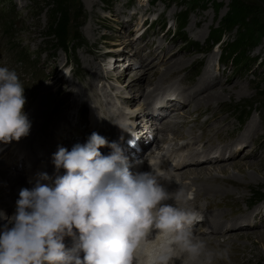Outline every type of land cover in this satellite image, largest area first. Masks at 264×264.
Here are the masks:
<instances>
[{
	"label": "rangeland",
	"instance_id": "374dc122",
	"mask_svg": "<svg viewBox=\"0 0 264 264\" xmlns=\"http://www.w3.org/2000/svg\"><path fill=\"white\" fill-rule=\"evenodd\" d=\"M234 2L240 3L245 13L232 29H225L224 18ZM71 6L73 17L83 13L71 30H79L85 42L65 52L54 48L56 40L49 35L54 0H0V66L15 70L25 86L24 111L28 115L34 109L39 94L52 96L29 135L13 140L4 156H0V160L11 157L20 165L12 168L6 165L7 173L22 174L33 187L37 177L30 173L40 165V160L52 155L50 143L43 140L49 129L52 136L48 134L47 138L54 140L57 148L71 150L77 141L73 142L65 133L73 130L77 121L84 127L88 125L87 118L78 115L65 125L59 119L61 113L76 111L81 103H96L101 107L100 114L107 116L105 113L111 111L115 120L125 121V125L135 121L137 126L135 123L133 126L138 132L140 121L149 120V140L144 143L140 132L141 142L146 146L139 143L143 148L141 156L148 165L159 163L169 149L177 156L191 148L195 149L192 155L199 151L207 156L218 151L213 160L186 166L179 165L180 162L176 167L170 166L171 157L163 167L173 180L161 183L169 191L187 184L182 189L191 196L189 206L200 209L202 220L211 213L222 214L218 232L214 230L219 224L215 227L199 221L193 227L194 233L207 238L208 246L214 250L229 249L233 243L243 247L240 259L231 264L240 261L264 264V0H72ZM186 10V25L179 28ZM218 31L224 32L222 41L212 45V34ZM242 33L248 40L242 52L234 56L235 50L229 48L228 42ZM109 60H115L111 70ZM66 61L70 63L68 68L64 66ZM167 70L173 72L163 79ZM97 73L101 76L94 79ZM196 84L202 86L199 96L216 90L221 96L208 104L194 105L193 98L197 96L189 88ZM166 94L177 96L172 99L180 101L176 110L164 114L165 111L157 109L161 118L146 120L144 114ZM167 105L160 102L159 109L168 110ZM70 134L74 138L80 135L77 143H84L89 137L84 129H74ZM31 136L42 141V145L29 141ZM184 142L189 145L183 146ZM231 153L235 155L228 158ZM236 163L246 166L240 169ZM23 164L34 168H23ZM191 167L211 169L217 177L215 181L193 176L182 178ZM49 170L54 179L57 173L51 162L40 171ZM144 171H151V167L148 170L144 167ZM208 183V188H220L223 193L215 196L213 189L209 194L200 192ZM244 217L246 220L240 223L238 220ZM4 222L0 220V224ZM239 235L241 238H237ZM70 238L65 237V244ZM220 260L214 264H222L223 259ZM178 264H182L181 260Z\"/></svg>",
	"mask_w": 264,
	"mask_h": 264
},
{
	"label": "clouds",
	"instance_id": "9594fccd",
	"mask_svg": "<svg viewBox=\"0 0 264 264\" xmlns=\"http://www.w3.org/2000/svg\"><path fill=\"white\" fill-rule=\"evenodd\" d=\"M25 86L0 66V142L29 135ZM111 151L103 154L101 148ZM56 175L37 174L11 216L0 213V264H214L229 249H209L193 230L203 219L160 164L132 172L121 146L93 131L84 143L52 154ZM63 170L61 174L60 170ZM51 183H42L49 181ZM65 237L72 238L66 246Z\"/></svg>",
	"mask_w": 264,
	"mask_h": 264
},
{
	"label": "bare ground",
	"instance_id": "6f19581e",
	"mask_svg": "<svg viewBox=\"0 0 264 264\" xmlns=\"http://www.w3.org/2000/svg\"><path fill=\"white\" fill-rule=\"evenodd\" d=\"M111 70V69H110ZM170 70V69H169ZM175 70V69H174ZM176 71V70H175ZM173 71H166V75L163 77V79L164 78H166L167 76H169L168 74H171ZM164 75V74H163ZM101 76V74L100 73H97L93 78L94 79H97V78H99ZM201 81V80H200ZM207 81V80H206ZM208 83V81L206 82V84ZM201 84H203V86L205 85V79H203V82L201 83ZM208 86V85H207ZM206 86V87H207ZM202 86L201 85H198V84H196L195 86H193L192 88H189L190 89V91H193L194 92V94L197 96V98L196 97H194L193 98V100L195 101V104L194 105H197V104H202V103H210V101L214 98V97H218V96H221V94H220V92L218 91V90H216L215 92H207V94H202V95H198L200 92H202L203 90H202V88H201ZM205 87V88H206ZM156 88V87H155ZM154 88V89H155ZM204 88V89H205ZM189 89H187V91L189 90ZM207 89V88H206ZM153 91V90H152ZM149 92V94H148V96H149V98L151 97V94L154 92ZM184 92H186V91H184ZM189 93V92H188ZM167 95L168 94H166V95H163V98L161 97L160 99H158L157 101H160L161 102V105L162 106H166L167 105V99H169L168 97H167ZM199 96V97H198ZM51 98H52V96H51V94L50 93H47V94H43V95H40L39 94V99H38V102H37V104L35 105V107H34V109L33 110H30V113L28 114V117H29V119H30V121L32 122V127H31V130L30 131H32V129H34V127L36 126L35 124V122H36V118L41 114V110H42V108H43V106H44V104H47L48 102H50V100H51ZM148 98V97H147ZM196 98V99H195ZM164 100H166V101H164ZM189 100H192V98H190ZM169 101H170V103H169ZM193 101V102H194ZM160 102H156L155 101V103H154V106L151 108V110L150 111H148V112H146L147 114H144V115H146V116H144V118L147 120V119H149V118H151V120H157V119H160L161 118V116H159L160 115V113H158V115H157V109H158V112H162V111H165V113L164 114H166V112L167 111H169L170 110V112L173 110H176V106H178L179 105V102L180 101H177V102H175V101H172V99H169L168 100V103L170 104V106L169 105H167V106H169L168 107V110L167 109H159L160 108ZM40 107H39V106ZM157 105H159V106H157ZM39 108H38V107ZM198 106V105H197ZM36 107L39 109V111L38 112H36V110H38V109H36ZM175 108V109H174ZM35 111V112H34ZM172 111V112H173ZM156 112V113H155ZM44 113V112H43ZM155 115H157L156 117H155ZM33 118H32V117ZM31 117V118H30ZM67 118H69V117H67ZM70 119V118H69ZM161 121V120H160ZM123 122H125V121H123ZM150 121L149 120H147V122H143V121H140V132H141V134H142V137H143V140H144V143L147 141V140H149V137H150V135H149V137H148V133H149V131H150V128H149V123ZM134 123L136 124V122L134 121ZM134 123H132V122H126V125H125V127L128 129V130H133L134 132H135V134H136V136H137V140H139V143H140V145H142L143 147L144 146H146V145H143V142H141V135H140V132H138L137 131V128H136V126H137V124H136V126L134 127L133 126V124ZM138 123V122H137ZM65 124H67L66 122H63V125H65ZM46 125V124H45ZM63 125H62V128H64L63 127ZM66 129V128H65ZM74 129H78V131H82V129H85V127L82 125V123L81 122H78L77 121V125H74V128H73V130ZM59 132V131H58ZM72 132V130H70V131H67L66 133H65V136L67 137V138H69V137H71L70 139L71 140H73V142H78L79 140V138H80V135L78 134V136L77 137H73L72 136V134H70ZM250 132V131H249ZM62 133V132H61ZM48 134L49 133H47L44 137H43V140H45L46 142H45V144L47 143V141L50 143L49 145H50V148L53 150V151H49V154H53L54 152H56L57 150H58V148L56 147V143H54L55 141L54 140H49L47 137H48ZM251 134V133H250ZM62 135H63V133H62ZM61 135V136H62ZM70 135V136H69ZM182 135V134H181ZM33 136V135H32ZM32 136H31V138H32ZM69 136V137H68ZM177 137V136H176ZM28 138H30V137H28ZM30 138V140L29 141H37L39 144L40 143H42V141H39V139L38 138H36V137H33L32 139ZM140 138V139H139ZM53 141V142H52ZM73 142H71V143H73ZM76 142V143H77ZM34 144V143H33ZM74 144V143H73ZM40 145H42V144H40ZM68 145V144H67ZM11 146H13V145H11ZM125 148V147H124ZM10 149V148H9ZM28 149H29V147H28ZM106 150V149H105ZM101 151H103V149L101 150ZM134 151L136 152V153H139V150H137V149H134ZM107 152V151H106ZM43 153V152H42ZM167 153V152H166ZM9 154H12V153H9ZM48 154V155H49ZM35 155V154H34ZM44 155V154H43ZM124 155L126 156V154H125V152H124ZM192 155V154H191ZM233 155H235V154H230L229 155V157L228 158H230V157H233ZM38 156V155H37ZM42 157V156H41ZM46 157V156H45ZM127 157V161L129 162L130 161V158L128 157V156H126ZM9 158V157H8ZM11 158V157H10ZM43 158V157H42ZM41 158V159H42ZM50 158H51V160H52V155L50 156ZM143 158V156H135V158H134V162H137V161H141V159ZM217 158H222L221 156H219V157H217ZM223 158H225V157H223ZM12 159V158H11ZM39 159V158H38ZM213 159H215L214 157L213 158H207V159H196L195 161H193V162H190V161H185V162H180L179 163V165H181V166H183L184 164H187V163H189V164H197V163H202V162H204V160H213ZM25 160H26V158H25ZM1 162H0V213H4L5 215L6 214H9L10 212H11V214H10V216L14 213V211H15V204H13V202H15L16 200H17V198L19 197V191H20V189L21 188H23V187H31L30 186V184H28V183H26V181H25V178H24V176L22 175V174H17V175H12V174H8L7 173V168L5 167L6 165H8V163H7V161H3V159L2 160H0ZM206 162V161H205ZM9 166V165H8ZM235 166H238V168H243V167H245L246 165H244L243 163H236L235 164ZM10 167V166H9ZM22 167V166H21ZM136 167V166H135ZM178 168V167H177ZM204 167H200V168H190L188 171H186L185 173H183L182 174V178L183 177H190V176H193L194 178H205V179H207V180H214L215 181V179H216V175H214L213 176V172H212V170L211 169H208V171L207 170H205V169H203ZM134 169V171H132V172H134V173H136L137 172V167L136 168H133ZM221 172V171H220ZM184 178V179H185ZM204 181V180H203ZM206 181V180H205ZM205 181L203 182V183H205ZM201 182V181H200ZM207 185H209V183L208 184H204V186L203 187H201V189H202V191H200V192H204V194H209L210 193V191H212V189L214 190V192H215V196L216 195H218V194H221V192H222V189H220V188H208L207 187ZM224 185V184H223ZM187 186V184H185V185H183V186H180V188H184V187H186ZM199 190H200V188H199ZM226 190V189H225ZM223 193V192H222ZM227 193H229L228 191H227ZM228 195V194H227ZM231 196V195H230ZM210 205V204H209ZM209 205H208V209H210V211H211V206L209 207ZM211 205H212V203H211ZM210 213V212H209ZM214 215V217L211 219V217ZM222 214H220V215H215L214 213H211V215H209V216H206L204 219L205 220H201L203 223L205 222V223H209V224H212V225H217V224H219L218 226H217V228H215V230L214 231H216V232H218V230H219V226H220V224H221V219L223 218V217H220ZM214 218H216V219H214ZM241 220H246L245 219V217L244 218H242V219H240V220H238L240 223H242L241 222ZM220 221V222H219ZM223 221V220H222ZM219 222V223H218ZM245 224V223H244ZM246 226H249V225H247V224H245ZM216 227V226H215ZM250 227V226H249ZM241 228V227H240ZM213 229V228H212ZM204 235L206 234V233H203ZM250 236V235H249ZM199 238H201V239H203V240H205L206 241V243H207V246H208V244H209V241H208V239L207 238H202V237H199ZM237 238H241V236L239 235ZM249 238V237H248ZM230 240V239H229ZM67 242V244H66V246H68V247H70L71 245H72V238H70L69 240H67L66 241ZM217 242H220V241H217ZM235 243H233V245H234ZM233 245H230V247H229V250H232V253H230V255H229V258H228V260H223V262H222V264H224V263H226V264H231L235 259H240V253H241V251L240 250H242V248L243 247H239V246H237V245H234L235 246V248H232V247H234ZM208 248L209 249H211L209 246H208ZM213 250H214V248H213ZM246 257V256H245ZM242 259H243V257H242ZM249 260V259H248ZM221 261V260H220ZM176 263L178 264V260L176 261ZM175 263V264H176ZM181 263H182V260H181ZM221 264V263H220ZM238 264H242V262L240 261V263H238Z\"/></svg>",
	"mask_w": 264,
	"mask_h": 264
},
{
	"label": "trees",
	"instance_id": "16d2710c",
	"mask_svg": "<svg viewBox=\"0 0 264 264\" xmlns=\"http://www.w3.org/2000/svg\"><path fill=\"white\" fill-rule=\"evenodd\" d=\"M71 2L72 0H54V12L52 14L51 24L49 25V35L54 37V39L56 40V47L54 48H61L65 52H68L69 50L71 51L73 48L75 49L76 44H82L85 42V39L82 37V34H80L79 30H71L72 24H74V22L77 21L78 18L83 14L82 13L77 17H73L71 13L73 9V7L71 6ZM244 13L245 10L242 9L240 3H232L229 13L224 18L223 27L225 29H232V27L237 23L240 17L244 15ZM187 16L188 13L186 10L185 13L181 15V23L179 25V28L185 27ZM75 27L78 28L79 25L77 24ZM223 35L224 32L222 31L213 33L211 37L213 43L212 45H217L219 42H221ZM247 40L248 37L242 33L231 43L228 42L229 48L235 50L234 56L242 52V47ZM250 46L252 47V45ZM239 63L241 62L238 61L236 65L239 66ZM243 120L244 119H240L241 122H243Z\"/></svg>",
	"mask_w": 264,
	"mask_h": 264
}]
</instances>
